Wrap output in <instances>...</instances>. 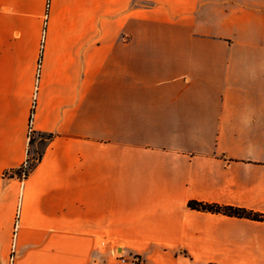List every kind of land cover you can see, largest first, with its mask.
Wrapping results in <instances>:
<instances>
[{
    "label": "crops",
    "instance_id": "0c3cea01",
    "mask_svg": "<svg viewBox=\"0 0 264 264\" xmlns=\"http://www.w3.org/2000/svg\"><path fill=\"white\" fill-rule=\"evenodd\" d=\"M191 200L264 213V0H0V264H264Z\"/></svg>",
    "mask_w": 264,
    "mask_h": 264
},
{
    "label": "trees",
    "instance_id": "16d2710c",
    "mask_svg": "<svg viewBox=\"0 0 264 264\" xmlns=\"http://www.w3.org/2000/svg\"><path fill=\"white\" fill-rule=\"evenodd\" d=\"M36 139L31 137L30 138V146L35 143ZM29 146V154L31 151V147ZM44 150L39 152L37 161L34 163L31 162L29 169H25L24 167H18L15 169H12L11 176H18L22 177V174L25 173V177L28 178V176L33 172V170L36 168L38 162H40L43 158ZM30 156H28V160ZM188 205L197 210L201 211H208L213 213H222L229 216H236V217H245L253 220L258 221H264V213L255 211L252 209H248L245 207H239V206H233V205H222L219 203H209L204 201H197V200H191L189 201Z\"/></svg>",
    "mask_w": 264,
    "mask_h": 264
},
{
    "label": "built area",
    "instance_id": "2783aa9c",
    "mask_svg": "<svg viewBox=\"0 0 264 264\" xmlns=\"http://www.w3.org/2000/svg\"><path fill=\"white\" fill-rule=\"evenodd\" d=\"M31 162L27 159L23 167L27 170L30 167ZM23 178L25 177V173H23ZM102 245L107 247L108 245H112L113 250V257L111 264H147L144 257L138 253H126L124 251H121L117 248L115 244L112 243V241L103 239ZM14 261V257H11V264Z\"/></svg>",
    "mask_w": 264,
    "mask_h": 264
},
{
    "label": "rangeland",
    "instance_id": "374dc122",
    "mask_svg": "<svg viewBox=\"0 0 264 264\" xmlns=\"http://www.w3.org/2000/svg\"><path fill=\"white\" fill-rule=\"evenodd\" d=\"M31 137L35 138L36 141H35V143L33 145L30 146L31 147V151H30V154H29V156H30V158H29L30 160L29 161L32 162V163L33 162L35 163L37 161V157H38L39 152H41V151H43L45 149V146H46V143H47L45 138H47L48 136L45 135V134H36L34 132L33 133L31 132L30 138ZM23 165H21L20 167H23ZM11 170L6 171L5 175L11 176L10 175L12 173ZM19 178H21L22 180L27 179V178H23V174H22V177H19ZM19 213H20V210H19ZM101 246L105 247L104 245H102V241H101ZM13 248H15V244L13 245ZM112 252H113V250H112ZM11 257H15V251L13 252V255Z\"/></svg>",
    "mask_w": 264,
    "mask_h": 264
}]
</instances>
